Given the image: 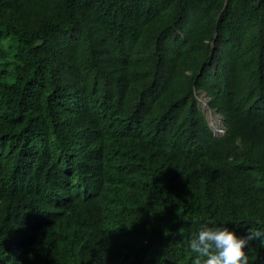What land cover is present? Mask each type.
<instances>
[{
    "label": "trees",
    "instance_id": "1",
    "mask_svg": "<svg viewBox=\"0 0 264 264\" xmlns=\"http://www.w3.org/2000/svg\"><path fill=\"white\" fill-rule=\"evenodd\" d=\"M212 222L264 228V0H0V264H193Z\"/></svg>",
    "mask_w": 264,
    "mask_h": 264
},
{
    "label": "clouds",
    "instance_id": "2",
    "mask_svg": "<svg viewBox=\"0 0 264 264\" xmlns=\"http://www.w3.org/2000/svg\"><path fill=\"white\" fill-rule=\"evenodd\" d=\"M257 238L264 245V228L250 227L247 234L242 235L227 222L203 225L190 240V248L196 253L193 264H251L248 246Z\"/></svg>",
    "mask_w": 264,
    "mask_h": 264
},
{
    "label": "rangeland",
    "instance_id": "3",
    "mask_svg": "<svg viewBox=\"0 0 264 264\" xmlns=\"http://www.w3.org/2000/svg\"><path fill=\"white\" fill-rule=\"evenodd\" d=\"M198 101L202 111L208 118L213 131H215L217 135H221L222 130L225 129L223 117L216 110L209 107L208 98L204 93L198 96Z\"/></svg>",
    "mask_w": 264,
    "mask_h": 264
}]
</instances>
